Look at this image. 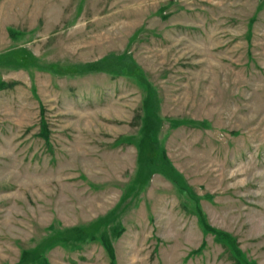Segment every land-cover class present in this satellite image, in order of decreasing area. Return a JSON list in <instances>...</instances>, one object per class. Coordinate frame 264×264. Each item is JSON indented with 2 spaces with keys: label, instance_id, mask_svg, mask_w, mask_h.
<instances>
[{
  "label": "rangeland",
  "instance_id": "obj_1",
  "mask_svg": "<svg viewBox=\"0 0 264 264\" xmlns=\"http://www.w3.org/2000/svg\"><path fill=\"white\" fill-rule=\"evenodd\" d=\"M0 264H264V0H0Z\"/></svg>",
  "mask_w": 264,
  "mask_h": 264
},
{
  "label": "bare ground",
  "instance_id": "obj_2",
  "mask_svg": "<svg viewBox=\"0 0 264 264\" xmlns=\"http://www.w3.org/2000/svg\"><path fill=\"white\" fill-rule=\"evenodd\" d=\"M114 40V39H113ZM99 42H101V41H99Z\"/></svg>",
  "mask_w": 264,
  "mask_h": 264
}]
</instances>
